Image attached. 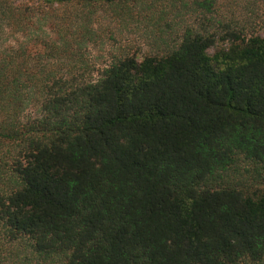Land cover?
I'll list each match as a JSON object with an SVG mask.
<instances>
[{"label": "trees", "instance_id": "trees-1", "mask_svg": "<svg viewBox=\"0 0 264 264\" xmlns=\"http://www.w3.org/2000/svg\"><path fill=\"white\" fill-rule=\"evenodd\" d=\"M217 6L0 0V264H264V34ZM106 19L153 47L99 63Z\"/></svg>", "mask_w": 264, "mask_h": 264}, {"label": "rangeland", "instance_id": "rangeland-1", "mask_svg": "<svg viewBox=\"0 0 264 264\" xmlns=\"http://www.w3.org/2000/svg\"><path fill=\"white\" fill-rule=\"evenodd\" d=\"M247 1L251 2L247 4ZM156 9H160L164 7L156 2ZM217 4L219 7V12L226 14L227 16H236L238 18H245L250 15L258 17V25L257 30L264 34V0H217ZM166 20L171 21L170 28L166 29L167 31L172 30V28L176 31H179L178 19L181 18L180 9L175 7L173 4H170L165 7ZM184 15V14H183ZM158 16L155 13V17ZM186 16V14L184 15ZM104 20V19H103ZM108 19L105 20V23L102 21L103 27L105 30H102L101 25H98L100 30H102V34H105L106 37L101 39L98 44L92 46L90 53L93 59L97 60L99 63L107 62L111 60L118 52L121 50V47H126L131 52H136L140 56L146 54L151 50L153 44L156 41V36L154 34V30L148 28L144 23H140L139 21L128 22L123 26L117 27L113 23L107 22ZM113 33L115 38H110L109 34ZM215 47L210 48V52L214 51Z\"/></svg>", "mask_w": 264, "mask_h": 264}]
</instances>
